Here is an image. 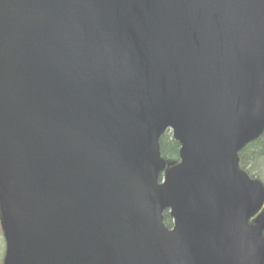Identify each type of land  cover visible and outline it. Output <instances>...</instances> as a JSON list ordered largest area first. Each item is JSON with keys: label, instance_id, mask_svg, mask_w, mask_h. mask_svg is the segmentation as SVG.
Returning <instances> with one entry per match:
<instances>
[{"label": "water", "instance_id": "water-1", "mask_svg": "<svg viewBox=\"0 0 264 264\" xmlns=\"http://www.w3.org/2000/svg\"><path fill=\"white\" fill-rule=\"evenodd\" d=\"M263 131L264 0H0L3 264H264Z\"/></svg>", "mask_w": 264, "mask_h": 264}, {"label": "trees", "instance_id": "trees-1", "mask_svg": "<svg viewBox=\"0 0 264 264\" xmlns=\"http://www.w3.org/2000/svg\"><path fill=\"white\" fill-rule=\"evenodd\" d=\"M158 147L160 156L166 163L178 162L179 145L172 139L168 131L161 135ZM238 159L239 169L244 171L251 179L257 180L263 185V178L261 179L257 164L264 162V131L254 142L246 145L238 153ZM163 225L166 228L171 227V220L167 212L163 214Z\"/></svg>", "mask_w": 264, "mask_h": 264}, {"label": "rangeland", "instance_id": "rangeland-1", "mask_svg": "<svg viewBox=\"0 0 264 264\" xmlns=\"http://www.w3.org/2000/svg\"><path fill=\"white\" fill-rule=\"evenodd\" d=\"M258 167V172L260 173L261 179H262V183L264 185V162H260L257 164ZM261 237L264 238V231L261 234ZM4 242H3V238H2V232L0 229V264H3V259H4Z\"/></svg>", "mask_w": 264, "mask_h": 264}]
</instances>
